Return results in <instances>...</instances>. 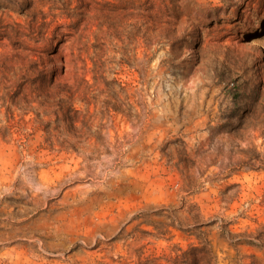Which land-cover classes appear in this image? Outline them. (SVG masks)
Returning a JSON list of instances; mask_svg holds the SVG:
<instances>
[{
  "label": "rangeland",
  "instance_id": "1",
  "mask_svg": "<svg viewBox=\"0 0 264 264\" xmlns=\"http://www.w3.org/2000/svg\"><path fill=\"white\" fill-rule=\"evenodd\" d=\"M97 1L0 0L3 23L59 27L33 52L46 81H112L73 128L0 107V264H264V0H179L189 44L96 40L141 0ZM22 39L0 51L24 63Z\"/></svg>",
  "mask_w": 264,
  "mask_h": 264
},
{
  "label": "trees",
  "instance_id": "2",
  "mask_svg": "<svg viewBox=\"0 0 264 264\" xmlns=\"http://www.w3.org/2000/svg\"><path fill=\"white\" fill-rule=\"evenodd\" d=\"M94 2L98 4L97 0ZM104 2L105 4L110 3L109 1ZM127 5L129 4L124 3L120 11H112L98 16L94 30L96 40L103 33H109L120 38L124 32L132 34L135 31L143 32L146 36L151 31L167 28L170 39L189 44L186 38L190 35L187 30L191 19L182 10L179 0H141L137 7L132 9ZM122 13L124 14L122 15ZM132 17L136 18L135 23L127 24L124 22V20ZM46 24L43 21L38 27L36 15L24 22L13 20L7 24L0 19V41L5 36L20 40L24 38L22 42L26 41L24 48L28 51L27 55L23 57L24 63L19 62L18 53L9 54L0 51V107L5 109L6 117L14 113L12 111L14 108L21 110L23 115L32 112L35 122L44 128L49 126L51 118H54L55 121H63L70 128H73L76 115L81 113L84 114L86 124H88L90 106L94 102L96 105L99 98L93 92L95 85L103 83L111 88L112 81L107 79L106 71L102 68L100 73L98 72L100 77L94 76L92 82L83 76L77 84L76 82L63 84L55 80L54 73L46 81V74L43 75L42 70H40V60H37L33 55V52L42 46L40 42L43 41L44 44H48L58 38L59 27L57 26L49 34L43 30ZM130 27L131 31L129 30ZM195 42H198V38L195 39ZM94 45L96 51H94L92 60L94 67L100 68L98 64H102L100 61L102 53L97 49L99 48L97 42H94ZM77 94L81 95L80 99L85 103L81 109L74 107ZM71 148L75 149V147Z\"/></svg>",
  "mask_w": 264,
  "mask_h": 264
},
{
  "label": "bare ground",
  "instance_id": "3",
  "mask_svg": "<svg viewBox=\"0 0 264 264\" xmlns=\"http://www.w3.org/2000/svg\"><path fill=\"white\" fill-rule=\"evenodd\" d=\"M190 39H191L192 42H194L195 39H196V36H193V37H191Z\"/></svg>",
  "mask_w": 264,
  "mask_h": 264
}]
</instances>
